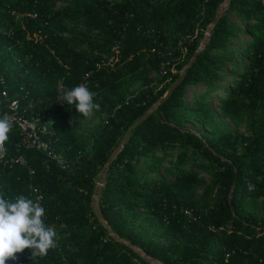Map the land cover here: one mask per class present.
I'll return each instance as SVG.
<instances>
[{
	"label": "trees",
	"instance_id": "1",
	"mask_svg": "<svg viewBox=\"0 0 264 264\" xmlns=\"http://www.w3.org/2000/svg\"><path fill=\"white\" fill-rule=\"evenodd\" d=\"M224 1L70 0L57 9L54 0H0V117L15 100L18 116L35 120L46 146L23 149L12 127L0 159V194L13 202L40 195L45 224L57 233L46 256L32 258L25 249L8 264H264V219L254 211L264 209V0H228L199 50ZM228 15L248 42H239L241 31ZM65 21L85 32L68 33ZM113 45L116 62L101 66ZM227 64L232 73L222 88ZM144 65L160 77L141 80L132 92L127 84ZM181 69L183 79L157 104ZM60 81L97 93L104 117L89 142L74 133L84 117L57 99ZM197 85L204 96L187 107L184 92ZM217 91L219 111L232 120L246 115L257 126L253 136L218 134L205 146L176 126L191 116L207 121L205 96ZM166 156L173 159L158 175ZM18 157L21 164L6 161ZM100 171L101 221L90 205ZM195 173L210 182L203 193L213 197L205 208L180 195L195 186Z\"/></svg>",
	"mask_w": 264,
	"mask_h": 264
},
{
	"label": "rangeland",
	"instance_id": "2",
	"mask_svg": "<svg viewBox=\"0 0 264 264\" xmlns=\"http://www.w3.org/2000/svg\"><path fill=\"white\" fill-rule=\"evenodd\" d=\"M70 0H54L55 2V8H61L64 5H66ZM115 1H119V0H115ZM227 1L225 0L218 8L217 10V14L220 16L226 9L227 7ZM228 18L231 22H233L235 24V26L241 31V33L239 34L238 38H239V42L240 43H246L249 40V37L247 35V33L245 32L244 27L240 24V22L238 20L235 19L234 16L232 15H228ZM64 26L67 29V31H69L68 33H73V34H77V33H84V29L77 24L76 22L73 21H65L64 22ZM210 26L208 25L203 33V38L201 40L200 43V48L199 50L203 47L202 45L207 41L209 32H210ZM90 36L95 37V34L93 33H88ZM69 34H65V37H68ZM74 42L72 41L71 44H73ZM75 44V43H74ZM233 47V45H231ZM244 45H241V48H243ZM78 50L81 51H85L84 48H76ZM113 56V54H111L110 52L108 53V55L103 56V60L106 61L105 65H110V62H108V59H110ZM112 60L114 58H111ZM231 64H227L225 66V68L222 69V74H223V81H220V85L222 86V88L227 87L228 85V80L230 78L231 75V71L228 70V68L230 67ZM185 68V66L183 67V69ZM181 69L179 71V74L182 73ZM170 73L175 74L177 73L176 68L173 66L170 68ZM162 75V74H160ZM160 76L157 74L152 73L149 68L144 65L142 72H141V76L140 77H136L135 79H132L131 81L128 82L127 87L129 88L130 91H136L138 88V85L140 83L141 80H157ZM169 83V79L167 78L164 81V84L168 85ZM217 95L218 96H222V92L221 91H217L215 93H210L207 96H205V103L208 107V110L212 113V115L209 117V119L207 121H202L199 120L197 118H195L194 116H191L190 118H181L179 121V124L176 126H180L181 129L187 130L190 133L194 134L195 136H197L198 138H200L203 142V144L205 146H207V138L208 137H214L218 134H223V133H235L238 135H242L244 137H251L253 136L256 131H257V126L253 123H251L246 115H242V117H240L237 120H232L226 116H224L218 108V104H217ZM204 96V87L201 85H197V86H193V87H189L185 90L184 92V101L186 102L187 107H189V105L194 104L193 101H195V99H198L199 97L203 98ZM154 108V107H153ZM152 108V109H153ZM151 109V110H152ZM151 110H149L148 112H151ZM104 114L103 113H99L97 112V110H94L92 115L88 118H82L79 122H77V124L75 125L74 128V133L81 139V140H85L86 142H89L91 140V138L95 135L101 121L103 120ZM156 155L158 157H160V153L156 152ZM173 159V156H166L163 157L161 163L159 164V168L157 170V174L161 175V173H163L164 168H168V162L170 160ZM141 164V168L143 169V164ZM146 176L148 177H152L153 174H149L146 173L145 171H142ZM164 177L169 180L172 181L171 176L169 175H164ZM195 179H196V184L195 186L191 187V188H187V189H182L180 191V195L182 198H187L193 201L198 202L199 206L201 208H205L209 202L212 200V195L210 196V198L205 199V195H204V189L206 187H209L210 182L208 180V178L200 173H195ZM103 182H102V176H101V171L98 173L97 177H96V188H100L102 186ZM96 197L92 198V202H91V208H92V212L94 213V215L97 217V206H96ZM254 211L256 213L257 218L264 219V209L261 207L258 208H254ZM145 220H148L145 218ZM103 224V223H102ZM153 224L149 225V227H153ZM150 235H152L153 237L157 238V235L153 232L150 233ZM136 253L140 254L138 250L132 248ZM150 264H158L156 262H152L149 261Z\"/></svg>",
	"mask_w": 264,
	"mask_h": 264
},
{
	"label": "clouds",
	"instance_id": "3",
	"mask_svg": "<svg viewBox=\"0 0 264 264\" xmlns=\"http://www.w3.org/2000/svg\"><path fill=\"white\" fill-rule=\"evenodd\" d=\"M60 104L74 106L76 113L88 118L99 104L94 102L97 93L85 84L64 88L63 82L57 84ZM14 118L7 113L0 117V157L6 154L5 144L9 139ZM34 192L36 190H33ZM42 197L29 198L17 196L15 201L0 194V264H8L17 259V254L31 251V257H44L56 246L57 233L54 227L45 224V209L41 205Z\"/></svg>",
	"mask_w": 264,
	"mask_h": 264
},
{
	"label": "built area",
	"instance_id": "4",
	"mask_svg": "<svg viewBox=\"0 0 264 264\" xmlns=\"http://www.w3.org/2000/svg\"><path fill=\"white\" fill-rule=\"evenodd\" d=\"M111 54L113 56L111 58H114L113 60L110 58L108 59V62H110L109 66H112L116 60H117V46L113 45L110 49ZM106 61L101 63V66H108L105 65ZM1 97H6L5 92L1 93ZM6 113L14 118L13 127L17 128V130L20 132L21 139L19 141V146H21L25 150H36V151H44L46 146L45 143L39 138V135L37 134L34 122L28 121L17 114V102L15 100L10 101L7 105V111ZM44 131V129L42 128ZM0 159H3V156L0 157ZM51 159L56 161V163L61 167L63 165V162L56 158L55 156H51ZM8 162H15V163H22V160L20 157H18L15 160L9 159L6 160ZM5 161V162H6ZM31 173V172H30ZM17 259L12 260V263H16Z\"/></svg>",
	"mask_w": 264,
	"mask_h": 264
},
{
	"label": "water",
	"instance_id": "5",
	"mask_svg": "<svg viewBox=\"0 0 264 264\" xmlns=\"http://www.w3.org/2000/svg\"><path fill=\"white\" fill-rule=\"evenodd\" d=\"M227 2H228V1H227ZM218 17H219V15L217 14L216 17L213 19L212 23L210 24V27H212V26L216 23ZM205 43H206V42H205ZM205 43H204L202 46H204ZM195 56H196V54H194V55L192 56V59L189 61L188 65L191 64V62H192V60L194 59ZM182 79H183V74L181 73V74L179 75L178 79H177V80H176V81H175V82L169 87L168 91H167V92L165 93V95L159 100V102H158L157 104H161V103L165 100V98L167 97V95L169 94V92L171 91V89L174 88L175 86H177V85L180 83V81H181ZM147 116H148V113L145 114V115H143L142 117H140L136 122H134V123H133V124L127 129V131L125 132L124 139H123V142H122V143H124V142L126 141V138L128 137L129 133H130L132 130H134V129H135L140 123H142V121H143ZM95 193H96V198H98V196H99V188H95ZM96 213H97V219H98L99 221H101V218H100V216H99V214H98V210H96Z\"/></svg>",
	"mask_w": 264,
	"mask_h": 264
}]
</instances>
